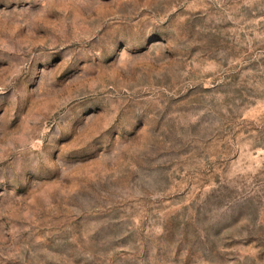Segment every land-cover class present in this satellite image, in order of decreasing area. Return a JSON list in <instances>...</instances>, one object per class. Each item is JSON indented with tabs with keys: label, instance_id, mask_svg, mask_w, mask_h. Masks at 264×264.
<instances>
[{
	"label": "rangeland",
	"instance_id": "rangeland-1",
	"mask_svg": "<svg viewBox=\"0 0 264 264\" xmlns=\"http://www.w3.org/2000/svg\"><path fill=\"white\" fill-rule=\"evenodd\" d=\"M0 264H264V0H0Z\"/></svg>",
	"mask_w": 264,
	"mask_h": 264
},
{
	"label": "snow or ice",
	"instance_id": "snow-or-ice-1",
	"mask_svg": "<svg viewBox=\"0 0 264 264\" xmlns=\"http://www.w3.org/2000/svg\"><path fill=\"white\" fill-rule=\"evenodd\" d=\"M0 63H2V62H0Z\"/></svg>",
	"mask_w": 264,
	"mask_h": 264
}]
</instances>
